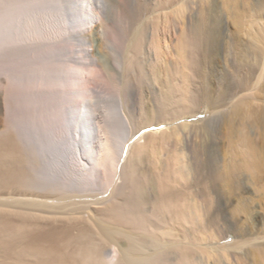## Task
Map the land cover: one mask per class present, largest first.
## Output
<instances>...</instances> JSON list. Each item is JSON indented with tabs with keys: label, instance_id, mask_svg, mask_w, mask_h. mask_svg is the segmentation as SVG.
<instances>
[{
	"label": "bare ground",
	"instance_id": "bare-ground-1",
	"mask_svg": "<svg viewBox=\"0 0 264 264\" xmlns=\"http://www.w3.org/2000/svg\"><path fill=\"white\" fill-rule=\"evenodd\" d=\"M211 1L0 0V264H264V0Z\"/></svg>",
	"mask_w": 264,
	"mask_h": 264
},
{
	"label": "rangeland",
	"instance_id": "rangeland-1",
	"mask_svg": "<svg viewBox=\"0 0 264 264\" xmlns=\"http://www.w3.org/2000/svg\"><path fill=\"white\" fill-rule=\"evenodd\" d=\"M193 2H189L188 3V10H191L192 11V8H194V6H195V3H198V1L199 0H192ZM212 1L211 0H205V6H207V7H209V6H211L212 5V3H211ZM190 11V12H191ZM161 24H159V26H158V28L159 27H161L160 26ZM152 30V28H151V26H150V31ZM242 35H243V37H246V35L245 34H243L242 33ZM245 35V36H244ZM102 49H100V46H98L97 44H96V42L95 41H93L92 42V51H93V53L98 57V58H105V55H104V52H102L101 51ZM224 63H225V66H227L226 65V61H224ZM138 98V102L141 104V103H143V99H141V96H138L137 97ZM165 127H166V125H165ZM165 127H160L159 129H163V128H165ZM194 128V127H193ZM189 128L190 129V131H191V138H190V140L188 141V143L190 144V147H192V145H193V143H199L200 142V139H199V137L196 135V129L194 128ZM148 130L146 131V129H144V132H143V134L145 135L147 132H151V131H153V130H155L154 128L153 129H149V128H147ZM193 130V131H192ZM140 133H142V132H140ZM140 135V134H139ZM192 144V145H191ZM239 191H241L240 189H238ZM247 190H248V192H245V195H243V196H240L241 195V193H242V191L241 192H237V195L238 196H240L237 200H239V201H250L251 202V205H252V209H254V211H255V218H256V220L257 221H255V227H253L252 228V232L253 233H258V232H260V231H262L263 230V228H264V218H263V214H262V212H261V209H263L262 208V205L263 204H261L258 200H256V198H258L257 197V195H258V192L256 191V188H255V186L253 185L252 186V184L251 185H248L247 186ZM254 190V191H253ZM257 194V195H256ZM242 197V198H241ZM246 197V198H245ZM244 198V199H243ZM249 198V199H248ZM242 199V200H241ZM258 203V204H257ZM256 211H258V213L256 212ZM257 213V214H256ZM213 216H214V223H210L209 222V220H210V218H213ZM257 216V217H256ZM217 219H216V218ZM258 218V219H257ZM259 220V221H258ZM228 222H225V223H223L221 220H219L218 219V216H216V213L214 212V210L213 209H209V211H208V213L205 215V219H204V223L205 224H207V225H209V224H211V227H213L212 229H214L216 232H217V234H221V236L223 235V234H225V236L227 235V233H228V231L229 230H227V229H232L231 227V225H230V223H229V220H227ZM228 223V224H227ZM213 225V226H212ZM218 225V226H217ZM226 225H227V227H226ZM224 226H225V229H226V231H225V229H224ZM215 227H218L217 229L215 228ZM224 229V230H221V229ZM223 231V232H222ZM226 232V233H225ZM230 232V231H229ZM232 232H230V233H228L229 235H227L226 237H227V239L228 238H232V235H230ZM230 236V237H229ZM228 240H230V239H228ZM213 262V261H212Z\"/></svg>",
	"mask_w": 264,
	"mask_h": 264
}]
</instances>
